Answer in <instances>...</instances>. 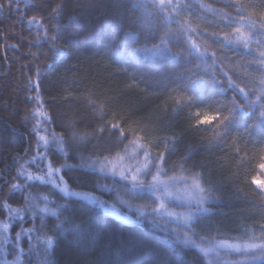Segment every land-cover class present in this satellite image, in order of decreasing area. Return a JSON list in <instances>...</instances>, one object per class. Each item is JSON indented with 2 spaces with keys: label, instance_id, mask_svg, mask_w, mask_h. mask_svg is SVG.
Wrapping results in <instances>:
<instances>
[{
  "label": "snow or ice",
  "instance_id": "snow-or-ice-1",
  "mask_svg": "<svg viewBox=\"0 0 264 264\" xmlns=\"http://www.w3.org/2000/svg\"><path fill=\"white\" fill-rule=\"evenodd\" d=\"M75 2L5 0L0 10L36 8L39 15L22 21L35 30L33 47L48 44L67 59L86 53L106 59L125 77L126 91L159 103L136 117L109 113L86 95L80 123L89 132L54 120L38 95L29 97L35 144L16 161L14 176L0 174L8 185L0 199V264H34V258L54 264L62 248L80 251L71 264H187L173 252L182 247L198 249L200 264H264V0H223L219 8L217 0ZM202 19L224 27L198 30ZM204 37L217 50L197 42ZM166 67L178 70L175 78L152 87L145 73L163 74ZM29 82L37 92L40 81ZM217 152L223 155L214 168L210 156ZM229 154L243 175L232 166L223 171ZM60 159L76 163L57 166ZM245 186H254L259 203ZM58 195L65 203H57ZM137 199L145 203L135 205ZM248 205L258 218L245 215ZM78 209L86 215L77 216ZM106 224L120 232L108 233Z\"/></svg>",
  "mask_w": 264,
  "mask_h": 264
},
{
  "label": "trees",
  "instance_id": "trees-1",
  "mask_svg": "<svg viewBox=\"0 0 264 264\" xmlns=\"http://www.w3.org/2000/svg\"><path fill=\"white\" fill-rule=\"evenodd\" d=\"M0 2H5V0H0ZM29 2L40 5L42 0H29ZM199 2L207 4L211 3L212 0H199ZM222 4L223 0H217L213 6L219 8ZM72 6H76L75 0H73ZM20 9L21 12L18 13L15 11V5H13L11 9L5 7L0 10V174L4 176V180H9L15 175L16 161L24 154L25 150L30 151L35 144L33 137L29 134L32 128L31 110L35 107V101L29 100L30 96L38 95L44 102L42 109H46L52 114L54 120L59 117L66 123L75 122L79 129L89 132L92 129L87 126V123H80L81 119L87 116L86 112L81 111L86 107V95L97 100L98 104H103L109 113L128 112L136 117L146 115V109L153 110L155 105L159 103V99L155 96H146L144 93L135 90L126 91L125 77L115 71V66L108 67L106 59L101 57L90 59L91 53L67 59L65 56L58 55L48 44H44L42 47H33L32 41L35 30L33 29L30 33L27 23L22 21H26L32 15H39V12L36 8L27 7L25 3L20 4ZM198 24V30L205 28L209 33L220 31L224 27L210 19H202ZM197 26V21L193 20V27ZM197 42L205 43L209 47V51L217 50V46L206 37ZM57 43L62 44L64 42L58 41ZM9 45H17L18 50L9 47ZM33 53L35 56L32 55ZM129 55L132 61L136 62L135 58L131 57V54ZM140 55L143 59V55ZM217 55L220 58L219 52ZM228 55L235 58L234 53H228ZM146 63L148 62L146 61ZM224 70L228 71L227 65ZM177 71L166 67L163 74L146 72L145 78L152 87L162 89L164 85L170 84ZM29 77L33 81L37 79L40 81V88L37 92L30 91ZM25 115H28V122L24 120ZM56 130L59 132L60 128L57 127ZM205 135H210V133ZM225 151L230 153V149ZM220 155L223 153L217 152L215 156H210L214 168L217 167L216 156ZM256 162L258 160L248 162L244 167H254ZM64 163L70 165L76 161L71 159L56 161L57 166ZM220 163L225 165L223 171L227 172L228 167L232 166L233 170H240L243 175L242 169L235 168L234 158L230 154L226 155ZM31 170L35 171L34 168ZM4 180H0V185H3L2 190H0V199H6L8 194V185L4 183ZM65 180H68V176H65ZM69 187H71V181H69ZM252 187L254 186H245L244 190L249 194L251 200L259 203V198L251 191ZM39 190L44 191L43 188ZM16 200L19 201V204L23 203L18 194ZM9 202L13 203L12 200ZM57 203H65V200L58 195ZM133 203L142 205L145 201L137 199ZM19 204L13 203V206H19ZM248 207L249 211L245 215L258 218L257 209L250 205ZM76 215L83 216L86 214L83 213L82 209H78ZM232 219L236 220L237 218L233 217ZM49 220L55 221V217H49ZM75 222L80 223L81 221L77 219ZM226 223L229 227H235L231 221ZM104 227L110 234L120 232V229L112 224H106ZM201 234L204 235V233ZM173 252L176 254V259L180 261H185L187 264H193V262L200 264L197 257L201 254L198 249L182 247L173 250ZM180 252L183 255H179ZM79 259H81L79 250L62 248L53 257V262L54 264L57 261L60 264H65V262L71 264V262ZM34 263L39 264V261L34 258ZM204 264H207L206 260Z\"/></svg>",
  "mask_w": 264,
  "mask_h": 264
},
{
  "label": "rangeland",
  "instance_id": "rangeland-1",
  "mask_svg": "<svg viewBox=\"0 0 264 264\" xmlns=\"http://www.w3.org/2000/svg\"><path fill=\"white\" fill-rule=\"evenodd\" d=\"M42 110H43V109H42ZM43 134H44V133H41V135H43ZM36 191H37V190H36ZM36 191H34V194H35ZM39 191H41V190H39ZM41 192H43V191H41ZM170 210H172V209H170ZM174 211H178V212H179V211H182V209H178V210H174ZM34 264H35V263H34Z\"/></svg>",
  "mask_w": 264,
  "mask_h": 264
}]
</instances>
